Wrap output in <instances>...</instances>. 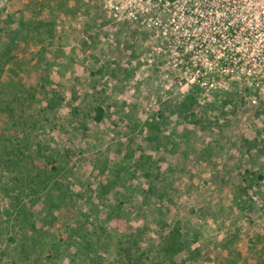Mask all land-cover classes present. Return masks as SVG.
I'll return each instance as SVG.
<instances>
[{"label":"rangeland","instance_id":"rangeland-1","mask_svg":"<svg viewBox=\"0 0 264 264\" xmlns=\"http://www.w3.org/2000/svg\"><path fill=\"white\" fill-rule=\"evenodd\" d=\"M58 1L0 0V264H264V92H191L206 46Z\"/></svg>","mask_w":264,"mask_h":264},{"label":"built area","instance_id":"built-area-1","mask_svg":"<svg viewBox=\"0 0 264 264\" xmlns=\"http://www.w3.org/2000/svg\"><path fill=\"white\" fill-rule=\"evenodd\" d=\"M104 2L109 9L134 20L138 26L161 27L164 34L172 29L174 39H190L195 48L206 46L203 58L199 53L192 57L193 77L185 85L199 81L204 89L221 90L240 83L246 88L264 92V0ZM152 13L156 16H151ZM163 13L168 16L164 17ZM157 33L158 36L159 31ZM211 39L223 50L232 48L231 51H239L230 53L227 50V55L217 57L215 48L210 45ZM241 76L258 79L242 82L239 80Z\"/></svg>","mask_w":264,"mask_h":264},{"label":"trees","instance_id":"trees-1","mask_svg":"<svg viewBox=\"0 0 264 264\" xmlns=\"http://www.w3.org/2000/svg\"><path fill=\"white\" fill-rule=\"evenodd\" d=\"M64 2L65 0H59L58 2V4H60L61 2ZM63 4V3H62ZM107 9V8H106ZM111 13V12H110ZM120 13L119 12H117V11H115V10H112V16L113 15H117L118 17H116L115 19H114V17H113V19L115 20V26L116 27H118V30H120V29H122V27L124 26H126V27H130V28H133V29H135V26H137V27H139L136 23H135V21L134 20H132V19H130V18H128L127 16L126 17H121L120 15H119ZM151 16H156L154 13H152V14H150ZM163 16L164 17H167L168 15H167V13H163ZM149 30H148V37L150 38V39H174L175 38V34L171 31V30H167V33L166 34H164V32H163V29L161 28V27H151V28H148ZM94 30V29H93ZM92 30V31H93ZM89 31V34H92V31H90L89 29L87 30V32ZM159 31V35H158V37H156L157 35L156 34H158L157 32ZM129 36H131V38L132 39H135V36H134V34L133 33H130V34H128ZM59 35H54L53 36V38L54 39H57V38H59L58 37ZM61 38H63V37H61ZM91 39H99V37L97 36V37H95V36H92L91 37ZM5 49H7L6 50V52L8 53L9 52V49L6 47ZM11 50V49H10ZM183 52H184V50H183ZM185 59H183V61H184ZM184 62H186V61H184ZM186 64V63H185ZM185 69L183 68V71H184ZM47 80H49V78L47 79ZM46 80V81H47ZM235 87L237 86V83L236 84H233ZM189 87H191L190 88V91L191 92H193V89L196 87L197 89H199L200 90V83H199V81H197V82H194L193 84H189ZM190 95V97L191 98H193V95L192 94H189ZM187 97H188V95H187ZM195 98V97H194ZM179 105H182V102H180L179 103ZM183 105H184V103H183ZM97 113H96V115H95V118H96V120L97 121H100V120H102V118H103V116H104V110H103V108L102 107H98L97 109ZM14 150H10L9 151V153H11V152H13ZM16 157H18L17 155H16ZM3 160V158L1 157V155H0V166L2 167L3 165H5V164H7L6 166H8V163H10V161L8 160V161H2ZM12 163V162H11ZM2 180L0 179V193H4V194H8V187H7V184L6 183H4L3 181L1 182ZM62 195H65V194H63L62 193ZM9 202H12L11 201V199L9 200ZM4 208V210L5 211H7V209H8V206H5V207H3ZM20 223H25V225L26 226H28L27 224H26V221H24V220H21V222ZM171 237H173L174 238V235L172 234L171 235ZM169 244V246L167 247V248H165V252L168 254V255H172V254H174V253H177V251H178V249H177V247H174V245L173 244H175V241H173V242H171V243H168ZM167 244V245H168Z\"/></svg>","mask_w":264,"mask_h":264}]
</instances>
